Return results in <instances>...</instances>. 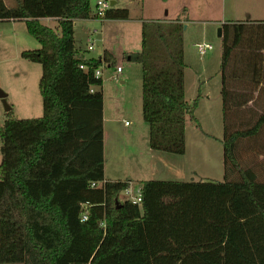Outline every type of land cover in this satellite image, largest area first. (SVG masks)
Wrapping results in <instances>:
<instances>
[{
    "label": "trees",
    "instance_id": "trees-1",
    "mask_svg": "<svg viewBox=\"0 0 264 264\" xmlns=\"http://www.w3.org/2000/svg\"><path fill=\"white\" fill-rule=\"evenodd\" d=\"M94 13L91 0H0V21H24L40 45L21 57L42 66L43 101L41 118L11 110L0 126V264H264V23L222 26L224 180L146 181L137 205L118 201L129 181L105 179L95 71L112 56L87 59L74 30ZM129 16L111 8L103 20ZM41 19L59 20L58 30ZM183 36L180 21H143L141 51L128 55L142 67L149 146L174 155H185L198 107L185 97ZM253 104L263 109L254 123L242 117Z\"/></svg>",
    "mask_w": 264,
    "mask_h": 264
},
{
    "label": "rangeland",
    "instance_id": "rangeland-1",
    "mask_svg": "<svg viewBox=\"0 0 264 264\" xmlns=\"http://www.w3.org/2000/svg\"><path fill=\"white\" fill-rule=\"evenodd\" d=\"M6 1L11 5L17 2ZM98 1L93 0L94 12ZM108 1L110 5L112 1H116L111 8L127 9L130 16L129 20L108 27L105 26L106 22L103 29L99 25L95 26L103 32L95 34V39L104 38V48L105 50L109 48L113 63L111 65L104 63L102 68L101 91L105 98L107 180L126 182V179L130 178L129 180L134 181L131 184L134 191L146 181H223L225 178L223 148L225 123L221 71L223 45L222 38L219 37V29H222L223 25H192L184 33L185 97L190 106L198 100L194 119L189 116L186 119V153L174 155L153 151L149 150L150 129L143 119L142 112V67L128 59L129 54L141 51V20L146 15L142 12L138 0ZM238 2L245 13L242 15L241 12L242 19L264 21V0ZM147 14L151 15L149 12ZM42 24L54 30L59 26L57 20L44 19ZM76 29L79 33L75 40L76 48L87 50L89 40L86 31L81 25ZM197 44H209L212 49L200 55ZM97 45L104 50L103 44ZM39 48V43L28 33L24 21H0V90L7 95L5 103L18 119H37L43 116V101L39 90L42 66L21 57L23 51ZM95 53L100 56L98 49ZM117 67H121L124 72L115 79L113 75ZM5 103L0 99V126L7 120ZM244 111L242 117L254 123L263 109L261 105L253 104L248 105ZM1 146L0 141V164ZM244 147L247 148L245 144ZM262 159L264 157L256 163L258 174L260 170L264 171ZM250 165V160L246 159L244 166ZM119 197L120 201H123L126 194L121 193Z\"/></svg>",
    "mask_w": 264,
    "mask_h": 264
},
{
    "label": "crops",
    "instance_id": "crops-1",
    "mask_svg": "<svg viewBox=\"0 0 264 264\" xmlns=\"http://www.w3.org/2000/svg\"><path fill=\"white\" fill-rule=\"evenodd\" d=\"M18 1V0H17ZM7 7H14L16 6L17 2L15 4H12L4 0ZM113 2V1H112ZM140 8L142 9V12L146 15L143 20H141V23L143 21H163V22H173V21H180L184 27V33L188 30V28L192 25H210V24H220L223 25L225 23H246V24H257V23H264V21L261 20H245L242 19L240 16L241 12L242 15L245 14L244 11L241 10L239 6L238 0H138ZM92 8L95 11V7L93 5V0H91ZM117 2L114 1V4ZM151 13V15L147 13ZM95 14V13H94ZM41 19L39 20L42 23ZM47 20H57V19H47ZM59 22V20H57ZM247 21V22H245ZM107 22V23H106ZM119 22H124L122 20H99V19H88V20H77L75 21V40L77 39V35H79L76 27L78 25H81L83 30L86 31V35L88 36V40L94 43L96 48L98 49V53H95L96 51L89 52L88 50L82 51L81 49H77L82 55H84L87 59H103L104 53L106 52L108 55L112 56V53L108 50H105L104 46V38H100L96 40L95 38V31L96 34L101 33L102 31L99 29V27L95 26H109L111 24H118ZM106 25L104 26V24ZM85 26V27H84ZM59 28V26H58ZM57 28V30H58ZM92 29H94V33H92ZM103 34V32H102ZM81 37L83 38V34L81 33ZM90 42H88L87 47ZM99 43L102 45V48L104 49L102 51L101 47L97 45ZM108 45V43H107ZM87 49V48H86ZM184 60L186 64V56L184 52ZM186 69V68H185ZM124 72V71H123ZM122 72V73H123ZM103 79V77H102ZM105 98H104V158H105V179L106 178V157H105V151H106V125H105ZM149 144V141H148ZM147 143L145 149L147 150ZM150 148V147H149ZM151 150V148L149 149ZM151 152V151H149ZM150 154V153H149ZM130 178H127L126 181H129L131 184L132 180H129Z\"/></svg>",
    "mask_w": 264,
    "mask_h": 264
},
{
    "label": "built area",
    "instance_id": "built-area-1",
    "mask_svg": "<svg viewBox=\"0 0 264 264\" xmlns=\"http://www.w3.org/2000/svg\"><path fill=\"white\" fill-rule=\"evenodd\" d=\"M96 12H95V15H97L98 19L99 20H102L103 21V18L106 14V12L111 9V5H110V2L108 0H99L98 3H97V7H96ZM97 32L95 31V34ZM89 45H88V48L87 50L89 52H92V51H96L97 48L96 46L94 45V43L91 42V39L89 41ZM196 47L198 48V53L200 55H203L207 52V50H210L212 49V46L209 45V44H197ZM103 65L101 67H99L96 71H95V77L96 78H102L103 77ZM81 69L83 70H87L88 68L84 65H81ZM123 72V69L121 67H117L116 70H115V74L113 75V78L115 79H118L119 76L122 74ZM93 187H95L96 185L93 184L92 185ZM122 193H125L126 194V197H125V200L123 201H131L133 202L134 204H141L142 202V195H141V188L137 189L136 191H134L133 187L130 186L125 190L123 191ZM120 201V199L118 200ZM123 201H120V202H123ZM88 218L87 214H84L82 216V221H86Z\"/></svg>",
    "mask_w": 264,
    "mask_h": 264
},
{
    "label": "water",
    "instance_id": "water-1",
    "mask_svg": "<svg viewBox=\"0 0 264 264\" xmlns=\"http://www.w3.org/2000/svg\"><path fill=\"white\" fill-rule=\"evenodd\" d=\"M113 5H114V1L111 2V6H113ZM219 37L222 38V29H219ZM6 97H7V95L2 90H0V99H2L4 103L6 101ZM5 106H6L7 113L10 112V110H11L10 107L7 106L6 103H5Z\"/></svg>",
    "mask_w": 264,
    "mask_h": 264
}]
</instances>
